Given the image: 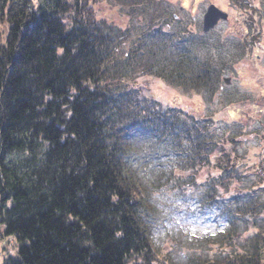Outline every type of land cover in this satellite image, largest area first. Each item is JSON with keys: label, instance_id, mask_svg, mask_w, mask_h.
I'll return each instance as SVG.
<instances>
[{"label": "trees", "instance_id": "obj_1", "mask_svg": "<svg viewBox=\"0 0 264 264\" xmlns=\"http://www.w3.org/2000/svg\"><path fill=\"white\" fill-rule=\"evenodd\" d=\"M234 1L244 25L259 31L264 15L254 1ZM90 4L98 0H0L2 264H264L262 128L218 134L229 110L222 121L155 101L126 76L152 52L150 37L164 52L172 41L157 27L138 51L124 49L129 29ZM189 38L174 57L180 75L158 80L214 100L233 78H216ZM227 106L241 116L255 108ZM166 193L179 205L197 196L220 228L158 243Z\"/></svg>", "mask_w": 264, "mask_h": 264}, {"label": "rangeland", "instance_id": "obj_2", "mask_svg": "<svg viewBox=\"0 0 264 264\" xmlns=\"http://www.w3.org/2000/svg\"><path fill=\"white\" fill-rule=\"evenodd\" d=\"M139 1L141 3L137 4ZM253 1L256 11L264 15V0ZM120 2L123 4L122 1ZM133 2L135 3L125 0L127 8L124 10L121 9L122 5L117 0L110 2L98 0V5L90 4V9L92 12L95 11V16L107 20L117 28L129 29L125 30L127 37L124 49L129 48L131 52L138 51L141 36L147 30L158 27L159 38L171 40L175 51L172 46L166 52L159 50L163 49V45L157 44L158 36L150 37V41L154 40L152 44L155 47L152 52L145 54L146 51H144L145 55L141 54L142 56L138 57L142 62L136 70L131 69L126 78H139L136 85H141L146 94L162 105L174 103L179 108L187 106L190 110H197L199 116L217 113L216 119L222 121L226 120L225 116L229 110L231 118L227 120L228 123L217 122L214 125L218 134L222 132V135L226 133L233 135L244 128L243 124L246 125V129L251 126L254 130L258 131L262 128L261 131H264V21L260 24L259 31L257 29L255 31L252 26L248 28L244 25L243 16L237 11L234 0H133ZM211 5L227 12L229 18L227 21H221L209 33H205L203 19ZM129 12L142 16V19L136 22L135 18L131 19L127 15ZM136 23L139 26L134 28ZM180 35L188 40L192 36L190 43L196 49L199 46L200 58L208 60L210 70L216 75L218 73L216 78H233L232 83L227 86H224L223 81L220 82L219 95L214 100L205 98L207 96H203L196 90L185 92L179 87H171L168 81L158 80L159 78H175V74L180 75L178 66H175L178 61L174 60L177 45L183 41ZM122 57L125 59L124 53L119 55L121 61ZM165 61L168 63L166 64ZM117 68L122 69V64H119ZM147 78L153 79L148 81ZM259 78H263V81H259ZM235 101L255 108L252 110L251 106L244 107L241 116L236 109L228 108L230 106L225 107L227 103L232 104ZM254 112L255 116L250 118ZM251 140L252 138H249L248 143L258 146V138L254 142ZM258 148L264 150L263 141ZM170 160L174 161L166 157L162 159L161 167L169 168ZM177 200L179 198L176 199L174 195L167 193L158 197V203L164 209L161 220L169 218L165 225L162 223L154 230L158 243L181 232L188 237L197 238L220 228L214 215L207 214L202 206L197 205L201 202L197 196L180 205ZM189 204H193V207L189 208ZM1 243H3L2 240H0V264L4 257Z\"/></svg>", "mask_w": 264, "mask_h": 264}, {"label": "water", "instance_id": "obj_3", "mask_svg": "<svg viewBox=\"0 0 264 264\" xmlns=\"http://www.w3.org/2000/svg\"><path fill=\"white\" fill-rule=\"evenodd\" d=\"M229 14L215 5H211L204 16L203 19V31L209 33L212 31L220 21H227ZM227 84H230V79L226 80Z\"/></svg>", "mask_w": 264, "mask_h": 264}, {"label": "flooded vegetation", "instance_id": "obj_4", "mask_svg": "<svg viewBox=\"0 0 264 264\" xmlns=\"http://www.w3.org/2000/svg\"><path fill=\"white\" fill-rule=\"evenodd\" d=\"M260 47V46H259Z\"/></svg>", "mask_w": 264, "mask_h": 264}]
</instances>
